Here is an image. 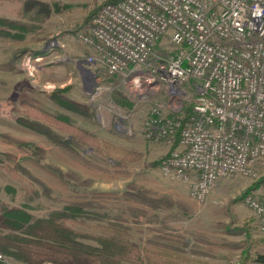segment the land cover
Returning <instances> with one entry per match:
<instances>
[{
    "label": "rangeland",
    "instance_id": "1",
    "mask_svg": "<svg viewBox=\"0 0 264 264\" xmlns=\"http://www.w3.org/2000/svg\"><path fill=\"white\" fill-rule=\"evenodd\" d=\"M103 1L0 0V205L37 218L75 202L81 211L70 223L81 232L102 235L115 226L140 248L207 264H264V232L244 201L261 191L264 164L249 177H222L203 201L190 194L193 174L172 176L153 165L175 147V140L144 135L143 121L165 90L150 92L141 82L135 91L130 75L107 74L100 52L83 41L89 14ZM169 50L161 41L155 54ZM60 89L78 111L50 98ZM22 102L137 156L115 165L94 147H75V155L20 124ZM0 231L8 229L0 224ZM2 255L4 264H27Z\"/></svg>",
    "mask_w": 264,
    "mask_h": 264
},
{
    "label": "built area",
    "instance_id": "2",
    "mask_svg": "<svg viewBox=\"0 0 264 264\" xmlns=\"http://www.w3.org/2000/svg\"><path fill=\"white\" fill-rule=\"evenodd\" d=\"M82 39L100 52L107 74L130 75L135 91L141 82L165 90L144 135L177 136L160 167L193 174V198L203 201L222 177H249L264 164V0L106 2ZM161 41L171 50L155 54ZM244 201L264 232V179Z\"/></svg>",
    "mask_w": 264,
    "mask_h": 264
},
{
    "label": "trees",
    "instance_id": "3",
    "mask_svg": "<svg viewBox=\"0 0 264 264\" xmlns=\"http://www.w3.org/2000/svg\"><path fill=\"white\" fill-rule=\"evenodd\" d=\"M114 1L117 0L99 3L88 19L100 4ZM59 91L61 89L50 93V98L64 108L78 111V105L60 96ZM21 107L22 114L16 117L20 124L44 134L75 155H78L75 147H94L115 165H123L137 156L108 142H100L93 134L73 126L66 117L46 113L27 102H22ZM54 129L62 130L69 137H61ZM177 139L176 136L174 145ZM165 156L153 162V165L161 166ZM263 179L264 176L259 181L262 183ZM127 195L141 199L140 195L133 192ZM80 211V204L73 202L46 217L34 218L25 211L1 204L0 224L8 231H0V253L27 264H121L123 261L133 264H207L151 246L140 248L126 237L123 228L110 226L106 228L109 232L102 235L81 232L70 223ZM83 238H91L97 245L85 243ZM258 260L262 261V255L258 256ZM0 264L4 263L0 260Z\"/></svg>",
    "mask_w": 264,
    "mask_h": 264
},
{
    "label": "crops",
    "instance_id": "4",
    "mask_svg": "<svg viewBox=\"0 0 264 264\" xmlns=\"http://www.w3.org/2000/svg\"><path fill=\"white\" fill-rule=\"evenodd\" d=\"M188 258V257H187Z\"/></svg>",
    "mask_w": 264,
    "mask_h": 264
}]
</instances>
